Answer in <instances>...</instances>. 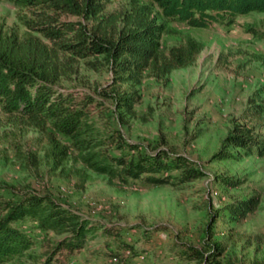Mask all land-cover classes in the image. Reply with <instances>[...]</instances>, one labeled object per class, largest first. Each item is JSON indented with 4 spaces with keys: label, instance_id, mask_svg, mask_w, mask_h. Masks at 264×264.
<instances>
[{
    "label": "rangeland",
    "instance_id": "rangeland-1",
    "mask_svg": "<svg viewBox=\"0 0 264 264\" xmlns=\"http://www.w3.org/2000/svg\"><path fill=\"white\" fill-rule=\"evenodd\" d=\"M137 1L151 6L152 15L165 24L160 50L166 53L171 46L193 42L201 45L195 59L162 79L148 69L141 82L133 84L117 81L104 55L79 58L70 62L69 75L57 86L104 102V114L97 111L98 127L119 129L129 144L136 145L127 150L168 148L188 157L204 175L187 183L159 186H116L105 175L89 170L85 172L90 177L84 178L77 172L82 165L73 154L57 155L58 147L46 132L11 123L0 108V184L5 192L15 188L49 193L99 228H117L139 252L133 264L139 260L141 264H188L181 263L174 250L186 243L208 249L205 242L215 241L226 245L220 264H264V155L213 158L236 124H247L255 133L264 134V114L257 118L247 114L253 93L264 85V12L239 15L232 24L193 27L165 18L152 0ZM131 2L109 0L104 13L122 12ZM18 14L9 0H0V28L22 36L26 28ZM99 91L137 94V100L131 110L117 108L112 97ZM49 131L61 144L67 142ZM230 178L238 182L228 185ZM255 195L258 204L240 221L224 216V204ZM24 226L35 240L30 252L41 260L59 237L30 224ZM100 232L81 251L62 254L63 264H118L107 253L117 250V242Z\"/></svg>",
    "mask_w": 264,
    "mask_h": 264
},
{
    "label": "trees",
    "instance_id": "trees-1",
    "mask_svg": "<svg viewBox=\"0 0 264 264\" xmlns=\"http://www.w3.org/2000/svg\"><path fill=\"white\" fill-rule=\"evenodd\" d=\"M9 1L19 9L17 18L26 28L22 36L0 28V108L11 123L46 132L58 147L57 155L73 154L82 165L77 172L84 178L90 177L85 172L89 170L105 175L116 186H159L187 183L204 175L188 157L168 148L127 150L136 145L129 144L119 129L98 127L97 111L104 114V102L91 94H76L57 86L63 76L69 75L72 60L97 55H104L117 81L138 84L148 69L162 79L173 69L189 65L201 45L190 42L171 46L163 53L160 40L165 24L152 15L151 6L137 0H132L130 8L109 14L104 13L109 0ZM152 1L165 18L193 27H207L212 22L232 24L239 15L264 12V0ZM99 92L112 97L117 108L131 110L137 100V94ZM250 102L247 114L254 118L264 114V85L253 93ZM49 129L67 142L61 144ZM231 149H237V154ZM246 154L264 155V134L255 133L247 124H236L213 158ZM237 182L233 178L226 180L228 185ZM258 201L257 195L250 196L236 204L226 203L221 210L228 220L238 222ZM26 224L59 237L41 260L30 252L35 240ZM98 229L117 242V250L107 252L109 257L117 258L118 264H133L132 258L139 252L117 228H99L49 193L15 188L5 192L0 184V264H27L29 260L30 264H63L61 255L81 251ZM207 231L211 235L213 229L209 226ZM205 244L208 249L186 243L173 253L181 263L220 264L219 256L226 245L221 241Z\"/></svg>",
    "mask_w": 264,
    "mask_h": 264
},
{
    "label": "built area",
    "instance_id": "built-area-1",
    "mask_svg": "<svg viewBox=\"0 0 264 264\" xmlns=\"http://www.w3.org/2000/svg\"><path fill=\"white\" fill-rule=\"evenodd\" d=\"M142 257V256H141ZM137 258V257H136ZM114 261H117V258H113ZM138 264H141V260H139Z\"/></svg>",
    "mask_w": 264,
    "mask_h": 264
}]
</instances>
